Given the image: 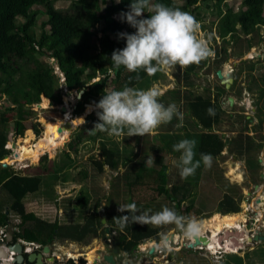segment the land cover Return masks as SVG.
Returning <instances> with one entry per match:
<instances>
[{
  "label": "rangeland",
  "instance_id": "374dc122",
  "mask_svg": "<svg viewBox=\"0 0 264 264\" xmlns=\"http://www.w3.org/2000/svg\"><path fill=\"white\" fill-rule=\"evenodd\" d=\"M71 1L55 0L54 4L56 8L66 10L70 7ZM174 1L179 5L185 3V0ZM241 1L228 0L225 4H222L221 8L223 12L226 8L236 12ZM190 9L192 15L201 22L202 34L209 42L214 55L200 64L194 65L187 78H184L186 68L182 69L177 66L173 69L157 72L153 76L148 75L146 82L137 87V89L158 88L162 93L160 102L165 106L171 103L176 104L183 116V119H179L174 127L170 123L161 125L157 135H134L121 139L110 136L106 132L97 131L92 134L90 130L93 126L89 124L90 121L87 116L91 111H94L93 114L95 115L96 110L92 109L88 112V107L85 108L84 105L82 115L73 113L77 100L81 99V97L77 99L79 92L66 89L63 75L57 68L56 62L54 59L47 57H41L40 59L54 69L57 80L55 91L61 94V104L52 105L49 99L47 104L42 103L43 98L40 96L41 108L36 107V104L23 106L21 111L27 113L24 115L26 129L22 134L15 136L14 120L16 112L7 110V107L13 106L14 103L11 97L6 94L2 95L0 99L1 110L11 117V121L8 123H0V132H9V141L6 147L11 150V153L8 159L3 160H7L10 164L7 173L8 175H39L42 178L39 190L27 194L23 199L26 211L34 213L36 217L48 223L57 220L58 223L65 224L75 219L74 213L67 211L65 214V210L73 203L76 205L75 197L80 193L83 195L88 194L90 200L102 198L101 206L105 208L107 214L118 211L119 205L129 204L130 199V192L125 184L124 177H122L126 165L142 160L143 155H146L145 152L150 147L149 145L154 143V146L159 147V150L155 152L148 151L147 157L151 155L154 158L158 155L163 157L161 165L154 163L150 166L159 170L160 174L167 176L168 198L171 199H167L163 195L153 194L154 199L148 202L150 204L141 211L151 210L156 212L164 205L174 208L173 203L181 200L180 209L193 207V210L189 212V217L200 221L202 234H205V237L208 238L211 237L212 230L208 229L206 231L204 224L214 215H226L218 211L217 205L227 195L233 199L239 208L238 212L227 213V215L236 214L240 216L239 227H241L242 234H246L245 237H248L256 231L264 232V221H262L264 220V27H259L248 35L238 31L233 34L235 40H231L229 35L222 38L218 26L221 15L217 14L212 0H198ZM36 19L33 30L38 35L40 23L45 19V16L39 14ZM19 21L23 20L20 19ZM101 26L100 23L96 27L99 29ZM113 38L117 41L121 39L118 38V34ZM217 71H220L224 80L228 78L233 80L228 88H223L224 91L221 96L217 95V92L219 89L222 90L225 85L219 79ZM113 78V74H110L105 86L106 91H109L114 85ZM99 79L98 76L92 81ZM191 91L198 95L210 96L212 99L218 98L221 104L220 122L214 125L211 131L224 137L227 143L232 139L233 142L228 144L219 155L213 157L211 167L206 168L201 163L195 175L189 176L187 179H181L179 169L176 167V161H178L180 153L174 152L172 146L182 139H194L197 141L195 159H200L197 152L200 136L203 133L201 127L197 126L195 119H192L189 109L184 105L185 99L183 96H189L188 93ZM229 98H232L233 102L231 104ZM61 106H65L68 111L62 113L60 111ZM65 114H69L72 128L70 131L64 130L59 133V137H65V139L58 141L55 148L44 151L35 162L29 159L20 162L13 157L15 151L18 152L24 144L23 139L25 137L31 140L30 143L25 144L27 146L41 140L44 135L43 122H55L59 126L63 123ZM78 117L83 118L82 123L78 122ZM34 127L38 131L37 133ZM247 135H249L250 140L246 139ZM239 136H242V146L246 145L245 143L249 140L251 143L250 151H244L240 154V148H236V143H234V139L238 138L237 141H239ZM13 144H15V147ZM101 144L119 149L118 169L110 170L104 167L102 172L94 170L90 157L98 155ZM64 152L69 154L70 159L65 157ZM126 159H129L128 162H125ZM2 168L0 165V170ZM93 170L96 175H92ZM84 171H86L85 175L87 174V177H84ZM68 184H72V188H69ZM77 184H81V187ZM174 185L177 186L178 191L173 194L171 187ZM182 194H184V197H182ZM73 198L74 200H72ZM11 201L9 194L3 188H0V213L8 212V203ZM91 207L92 205L88 210H91ZM75 209L80 211L77 207ZM8 214L13 224L19 222V218L14 213L9 211ZM76 217L78 218V213H76ZM1 226L2 222L0 220ZM172 226L177 230L174 225H169L165 228L168 229L167 232L163 231L161 237L168 236L171 233L169 229ZM225 232L226 229H223L218 233L217 239L213 242V245L220 247L216 254L206 253L198 247L189 249L187 254H190L191 258L186 261V264H238V262L239 264H264V238L258 239L247 246L246 238L234 236L231 233L223 238ZM229 232H235V229L231 228ZM164 233L166 234L164 235ZM171 235H173V232ZM99 237L101 236L95 237V241L90 243L91 250L87 253L83 251V253H78V247L72 245L73 243H70V241L55 240L54 253L60 256L59 264H66L65 256L71 257L74 264H79L78 257L85 259V264H93L95 256L99 258L103 253L108 252L106 247L105 250H95L99 249L101 245L104 247V243ZM238 238L241 239L242 246H238L239 248L237 247L234 252L225 251L220 243L222 242L224 245V243L226 244L225 240H238ZM174 239L177 242V234H175ZM190 240L191 238L180 235L177 244L180 241L185 243V241ZM168 244V249H171L174 243ZM77 246H79V243H77ZM31 249L27 251L33 253L34 250ZM174 249V252H179L178 247ZM75 250L77 251L75 252ZM35 251L40 253L41 250L38 248ZM70 253H72V256L69 255ZM155 253H158L157 247L153 248L152 252H150V249L141 247L126 260V264L176 263L171 256L165 254H156L153 257L152 254ZM73 254L76 255L75 258Z\"/></svg>",
  "mask_w": 264,
  "mask_h": 264
},
{
  "label": "trees",
  "instance_id": "16d2710c",
  "mask_svg": "<svg viewBox=\"0 0 264 264\" xmlns=\"http://www.w3.org/2000/svg\"><path fill=\"white\" fill-rule=\"evenodd\" d=\"M197 1L185 0L184 4L179 5L174 0H156V2L169 6L179 7L191 14L190 7ZM212 1L217 14L221 15L218 26L222 38L229 35L231 40H235L233 34L238 31L248 35L257 28L264 27V0H242L236 12L230 8H226L223 12L221 6L228 0ZM130 2L131 0H121L120 3H116L115 0H72L68 9L60 10L55 7V0H0V99L6 94L13 100L14 105L7 107V110L16 112L15 136L22 134L26 129L24 115L27 113L21 111L23 106L40 103L42 95L46 97L42 99V103L47 104L49 99L52 105L61 104V94L55 91L57 80L54 69L46 65L40 59L41 57L54 59L63 75L68 91L83 90L81 99L77 100L73 110L75 115H82L85 104L92 105L93 110L98 111L95 104L108 92L105 86L110 74H113L114 85L109 91L121 90L125 85L137 89L146 82L148 75L143 70L137 74L121 66L118 71H114L111 65L110 57L113 50L125 46L123 39L117 41L113 36L121 32L135 31L119 19V14L128 10ZM39 14L45 16V19L41 21L39 34L36 35L33 28ZM20 19L23 21H19ZM100 23L102 26L97 29L96 26ZM193 68L194 65L185 69L184 78L188 77ZM137 75L139 79L136 78ZM98 76L99 80L92 81ZM223 88L225 89V86L222 90L219 89L217 95L223 94ZM188 94L189 96H183L184 105L189 109L197 126L203 130L197 155L200 157L201 153H209L215 157L233 142L232 139L227 143L224 137L211 131L212 127L220 122L221 104L218 98L212 99L210 96L198 95L192 91ZM209 108L215 110L214 116L208 115L207 109ZM93 113L94 111H91L87 119L94 127V124L98 122V117ZM9 121L11 117L7 116L0 107V123L4 124ZM178 121L179 119L174 117L170 124L174 127ZM34 130L36 131L35 127ZM246 139L250 140L249 135ZM237 140L238 138L234 139V143H236V148H240V154L251 150L249 140L243 146L241 145L242 136H239V141ZM8 141L9 132L1 131L0 161L11 153V150L6 147ZM149 146L143 159L129 163L122 173L130 192L129 204L134 202L140 210L150 204L148 202L154 199L153 194L171 199L168 198L169 191L166 187L167 176L145 164L147 152L159 150L154 143ZM64 155L70 159L67 152H64ZM90 158L97 172H102L104 167L116 170L119 165L120 152L117 147H107L101 144L98 155H92ZM128 160L126 159L125 162ZM154 163L161 165L163 157L156 156ZM8 169L9 167H3L0 170V188H3L12 200L8 203V211L13 212L20 220L15 238L37 243L39 250L49 245L53 238L70 242L83 241L87 236H90L87 238L98 236L104 238L105 228L110 227L111 232H116L114 240L119 251L124 252L123 256L129 258L138 251L140 244L148 240H160L162 232L168 230L165 229L166 227L157 228L151 224L131 223L120 231L113 217L127 215V213L115 211L107 214L105 208L101 206L102 198L90 200L88 194L83 195L82 193L75 197L76 205L73 203L67 209L68 212L75 214V219L64 225L59 224L57 220L48 223L36 217L34 213L26 211L23 202L27 194L39 190L42 178L39 175H8ZM94 170L92 175H96ZM85 173L86 171L83 172L84 177H87ZM171 191L173 194L176 193L177 186H172ZM180 201L173 203L174 209L181 215L189 217V212L193 210V207L189 206L181 210ZM91 205V210H88ZM217 208L222 214L239 211L237 204L227 195L218 203ZM76 213H78V218ZM102 216H106V224L102 223ZM7 218L6 211L0 213L2 225L6 224Z\"/></svg>",
  "mask_w": 264,
  "mask_h": 264
},
{
  "label": "clouds",
  "instance_id": "9594fccd",
  "mask_svg": "<svg viewBox=\"0 0 264 264\" xmlns=\"http://www.w3.org/2000/svg\"><path fill=\"white\" fill-rule=\"evenodd\" d=\"M115 2L120 3L121 0H115ZM119 19L134 28L135 31L118 33V38L125 41V46L114 49L111 54V65L114 71H118L123 66L129 72L138 74L143 70L147 75L153 76L157 72L177 66L183 69L198 65L214 55L209 42L202 34L201 22L190 12L183 11L179 7L169 6L162 2H156V0H131L128 10L121 12ZM136 78L139 79V75ZM161 95L162 93L156 87L136 89L127 85L121 90L113 89L106 92L95 104V108L98 109L96 112L98 122L90 131L92 134L97 131L106 132L110 136L121 139L134 135H157L159 127L170 123L174 117L183 119L176 104L171 103L165 106L160 102ZM207 113L209 116H214L215 110L209 108ZM196 146L197 141L194 139H182L172 146L174 152L180 153L176 167L179 169L181 179L195 175L201 163L206 168L211 167L213 160L211 154L201 153L200 159H195ZM145 164L149 166L154 164V157L152 155L147 157ZM118 211L127 213V215L113 217L120 231L131 223H140L151 224L157 228L174 225L186 238L202 234L200 221L183 216L167 205L162 206L159 211L152 212L151 210L141 211L133 202L119 205ZM108 228L110 230V227ZM115 234V231L111 232L110 230L113 240ZM100 238L105 242L109 236L106 234L104 238ZM174 240L170 233L168 236L161 237L159 241H145L138 246V250L141 247L149 250L157 246L158 253L153 254V257L156 254L170 256L174 252H172V246L171 249H168V243L173 244ZM17 241L26 246V249L32 247L31 250H36L39 246L37 243L26 242L18 238ZM191 242L193 240L184 243L186 250H189L187 245ZM107 247L108 252L105 254L109 253V246ZM159 247L162 248V251ZM197 247L203 248V246ZM26 249L25 252L30 253ZM120 252L118 249V252L113 254V260ZM12 253L14 252L12 251ZM10 257L13 255L10 254ZM119 257L126 260L123 255Z\"/></svg>",
  "mask_w": 264,
  "mask_h": 264
},
{
  "label": "bare ground",
  "instance_id": "6f19581e",
  "mask_svg": "<svg viewBox=\"0 0 264 264\" xmlns=\"http://www.w3.org/2000/svg\"><path fill=\"white\" fill-rule=\"evenodd\" d=\"M91 110L92 108H87L88 112ZM67 111L68 109L65 111V113ZM64 117L68 120L70 118L69 114H65ZM81 120L83 121V118L78 117V122H81ZM62 125L63 123L58 126V124H56L55 122H49V121L43 122L44 135L41 138V140H39V142H36L33 145L27 146L25 144L30 143L31 140L28 137H25L23 139L24 144L20 147L18 152L15 151L13 157H15V159L20 162H22L24 159H29L32 162H35L36 160H38L39 155H41L44 151H49L50 149L55 148L58 144V141H63L65 139V137H59L60 132H58V129H60ZM64 130H67V129H63L62 131ZM239 219H240V216L236 214L235 215L226 214L224 216L214 215L209 221L206 222V224H204L206 231L208 229L212 230L211 237H208L210 241L209 244L211 243V249L209 250V252H211L210 254L214 255L217 253V250L220 249V247L213 245V242L217 239L218 233H220L223 229H226V232L223 238H226L228 235H230V233L231 235H234V236L245 237L244 234H242V232H229V229L231 228L241 231V227H239L240 226ZM201 235H205V234H201ZM240 240L239 238L238 240H235V239L225 240L226 244L224 243V245L222 242L220 243L224 247L225 251L227 250L228 252H234L238 246H242V243L240 242ZM207 243L208 241L205 243L206 245L204 246H207L208 245ZM75 254H73L74 258L76 257ZM69 255L72 256V253H70ZM90 258H92L91 255H90Z\"/></svg>",
  "mask_w": 264,
  "mask_h": 264
},
{
  "label": "flooded vegetation",
  "instance_id": "af4514ba",
  "mask_svg": "<svg viewBox=\"0 0 264 264\" xmlns=\"http://www.w3.org/2000/svg\"><path fill=\"white\" fill-rule=\"evenodd\" d=\"M74 110V109H73ZM74 112V111H73ZM80 115V114H79ZM64 118V117H63ZM65 119V118H64ZM247 200L249 199V198H246ZM11 212V211H10ZM179 214H180V212L179 211H177ZM9 211L7 212L6 211V214H7V221H6V224H4V225H2L1 227H0V247H3L4 249H6V251L8 252V256L6 257V256H2V255H0V264H17L16 262H15V260H14V258H15V256H16V254H14V253H12V251H9V249H8V246H10V242H8L7 241V238H8V235H9V229L11 228L13 231H14V238H13V242H12V244H14V243H16L17 242V238H15V233H16V225L20 222V220H19V222H17V223H15V224H13L11 221H10V219H9ZM13 213V212H12ZM15 215V214H14ZM16 216V215H15ZM262 221H264V220H262ZM15 225V226H14ZM169 231H171V233L173 232V237H175V234H177L178 235V240H177V242L179 241V238H180V235H182L183 236V234H181V232L177 229V230H175V228L172 226V228H170L169 229ZM6 232V233H5ZM235 232H240V231H238L237 229H235ZM260 232V231H259ZM262 232V231H261ZM264 233V232H263ZM254 234L255 233H253L251 236H248V237H251V238H253V236H254ZM3 235H4V238H3ZM105 235H106V233H105ZM245 236V235H244ZM184 237V236H183ZM248 237H244V238H246V240H247V238ZM186 238V237H185ZM191 240H192V238H191ZM151 241H153V240H151ZM159 241V240H158ZM102 242V241H101ZM177 242H176V240H174V244H173V249L174 248H176V247H178V249H179V252H174L175 251V249L173 250L172 249V252H174L172 255H170L171 257H172V260H174L175 262L178 260L179 261V255H181V254H183V255H189V254H187V250L184 248V242H182V241H180L179 242V244H177ZM246 242H248V241H246ZM255 241H251V242H248L246 245L247 246H249V245H251V243H254ZM55 240H54V238H53V240H52V242L49 244V251L48 252H44L43 251V248L41 249V251H40V254H41V257H40V260L38 261V259L37 258H33V259H30V257H31V255H33V254H39V252H35V250L34 251H32L33 253H26L25 252V249H26V246H24V245H22V254L24 255V259H23V261H22V263L21 264H59L60 262H59V260H60V256L59 255H56L55 253H54V245H55ZM103 243H104V247L101 245L100 246V248L99 249H95L96 251L97 250H105V247L106 248H108L107 246H106V244H105V242L103 241ZM186 243V242H185ZM157 247V246H156ZM208 247H209V244L207 245V246H204L203 248H202V250H204V252H206V253H209V250L210 249H208ZM159 248H161V247H159ZM160 251H162V248H161V250ZM106 253V252H105ZM105 253H103L99 258H96V256L94 257V260H93V264H106L104 261H103V256L105 255ZM10 254H12L13 255V257H10ZM124 254V252H120L119 254H118V257L119 256H121V255H123ZM153 255V254H152ZM151 255V256H152ZM190 256V255H189ZM50 258H52L53 260L52 261H49V259ZM65 260H66V264H73V260L72 259H70V257H66L65 256V258H64ZM78 260H79V264H85L86 262H85V259H83V258H81V257H78ZM114 261H115V263H117L116 262V260L114 259ZM126 260H124V259H120V263H126L125 262ZM9 262V263H8ZM180 262V261H179ZM140 264V263H139Z\"/></svg>",
  "mask_w": 264,
  "mask_h": 264
},
{
  "label": "water",
  "instance_id": "95a60500",
  "mask_svg": "<svg viewBox=\"0 0 264 264\" xmlns=\"http://www.w3.org/2000/svg\"><path fill=\"white\" fill-rule=\"evenodd\" d=\"M217 75H218L219 79H221V81L225 85V87L228 88L229 85L232 83V78H228V79L224 80L222 78V74L220 73V71H217ZM82 93H83V90L79 91V93L77 94V99H79L81 97ZM42 98H46V97L42 95ZM232 102H233L232 98H229V103L231 104ZM85 106L88 107V108L94 109L93 106L90 105V104H85ZM36 107L41 108V104L40 103L36 104ZM66 110L67 109H66L65 106H61L60 111L62 113H65ZM71 128H72L71 121L67 120V119H64L63 120V125H62V127L60 129H58V132H61L63 129H67V130L70 131ZM13 146L15 147V144H13ZM8 158H9V156H7L5 159H8ZM0 165L5 168V167H8L10 164L6 160V161L0 162ZM105 222H106L105 221V216H102V223L105 224ZM105 232L109 236V239L105 241L106 246H109V253L105 254L103 256V260L107 264H115V262L113 260V254H116L118 252V249H117L116 244H115V242L113 240V237L110 235V230H109L108 227L105 229ZM13 238H14V231L10 228L7 241L10 242L11 244H10V246H8V249H9V251H13L16 254V256L14 258L15 262L17 264H21L23 259H24V255L22 254V244L20 243V241H17L16 243L12 244ZM192 238H193V242H191V243H189L187 245L188 249H194L197 246H204V245H206L205 243L207 241H209V239L206 238V237L194 236ZM201 238H203V239H201ZM263 238H264V233H260V232L256 231V233L254 234L253 238L248 237L247 241L251 242V241H256L258 239H263ZM43 251L45 253L48 252L49 251V247L48 246H44ZM152 251H153V248L150 249V252H152ZM0 255L7 257L8 256V252L3 247H0ZM40 257H41L40 253L39 254H35V255L33 254V255H31L30 259L37 258L38 261H39ZM52 260H53L52 258L49 259V261H52Z\"/></svg>",
  "mask_w": 264,
  "mask_h": 264
},
{
  "label": "crops",
  "instance_id": "0c3cea01",
  "mask_svg": "<svg viewBox=\"0 0 264 264\" xmlns=\"http://www.w3.org/2000/svg\"><path fill=\"white\" fill-rule=\"evenodd\" d=\"M63 179H65L64 177H63ZM73 181H75V180H73ZM77 182V181H76ZM74 183V182H73ZM77 185H79V187H81V184H77ZM72 184H68V187L69 188H72ZM166 187H168L167 185H166ZM25 209H26V206H25ZM67 213V210H65V214ZM67 223H69V221L67 222ZM67 223H65V224H67ZM60 224V223H59ZM62 225V224H61ZM64 225V224H63ZM87 237H90V236H87ZM87 237H85L84 238V240L83 241H79V242H70V243H73L72 245H75L76 247H78V251L77 250H75V252L77 251L78 253H87V252H89L90 250H91V248H90V243L92 242V241H95L94 239H96L95 237H91V238H87ZM198 237H205V235H199ZM99 239H101L100 237H99ZM201 239H203V238H201ZM192 240H193V238H192ZM67 242V241H66ZM100 242H101V240H100ZM77 243H79V246H77ZM207 244H209V241H208V243ZM204 247V246H203ZM88 248V249H87ZM208 249H211V243L209 244V247H208ZM83 251V252H82ZM72 253H74V252H72ZM210 253V252H209ZM77 254V253H76ZM190 255V254H189ZM189 255H183V254H181V255H179V261L177 260L176 261V263H178V264H186V261L187 260H189L191 257L189 256ZM130 258V257H129ZM128 257H126V260L127 259H129ZM114 259L116 260V262L117 263H120V257H118V256H115L114 257ZM126 262V261H125ZM168 263H170V261H168ZM176 263H172V264H176ZM126 264V263H125Z\"/></svg>",
  "mask_w": 264,
  "mask_h": 264
},
{
  "label": "built area",
  "instance_id": "2783aa9c",
  "mask_svg": "<svg viewBox=\"0 0 264 264\" xmlns=\"http://www.w3.org/2000/svg\"><path fill=\"white\" fill-rule=\"evenodd\" d=\"M28 249H30V248H27L26 250H28Z\"/></svg>",
  "mask_w": 264,
  "mask_h": 264
}]
</instances>
